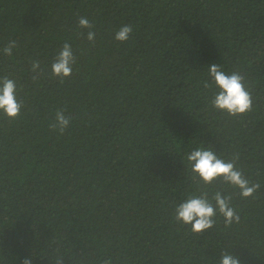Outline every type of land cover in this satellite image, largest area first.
Segmentation results:
<instances>
[{
  "label": "trees",
  "instance_id": "16d2710c",
  "mask_svg": "<svg viewBox=\"0 0 264 264\" xmlns=\"http://www.w3.org/2000/svg\"><path fill=\"white\" fill-rule=\"evenodd\" d=\"M80 17L95 25L94 44ZM123 25L133 27L126 42L115 39ZM65 42L77 62L60 83L51 64ZM214 63L245 77L250 112L212 106ZM4 76L24 107L14 121L0 113V264H53L54 254L64 264H220L225 252L264 264V0H0ZM58 109L71 117L63 135L49 127ZM197 148L238 154L236 168L260 184L248 198L209 185L240 220L226 226L217 213L203 235L175 219L203 189L186 159Z\"/></svg>",
  "mask_w": 264,
  "mask_h": 264
},
{
  "label": "clouds",
  "instance_id": "9594fccd",
  "mask_svg": "<svg viewBox=\"0 0 264 264\" xmlns=\"http://www.w3.org/2000/svg\"><path fill=\"white\" fill-rule=\"evenodd\" d=\"M80 29H88V41L95 42L96 33L92 30L95 25L86 17H80L78 20ZM133 32L132 25H123L115 35V39L120 42L129 40ZM83 35V33H80ZM16 42L10 41L3 49L5 55L11 56ZM77 62V57L73 54L71 44L65 42L62 48L53 59L51 64V75L58 79L60 83L71 77L73 66ZM209 75L218 89L214 95L211 104L220 111L227 113L230 117L242 116L252 110L253 99L245 86V77L239 72L226 74L221 66L214 63L208 67ZM32 79L36 81L43 74L39 60H33L31 63ZM205 88L212 85L208 82L204 84ZM24 107L23 101L17 98V83L9 76L0 78V113H3L10 121L18 119ZM71 117L65 115V110L58 109L55 113L54 121L49 127L63 135L69 128ZM186 159L191 166L193 179H197L198 184L203 185L199 195H190L184 202L175 208V219L178 223L190 225L191 231L203 235L204 232L213 228L217 213L224 217L225 225L231 226L232 223L239 222L240 217L235 209L230 206L232 197L225 196L221 191H216L209 195L207 187L216 181H222L232 187L240 190V195L244 198L252 197L260 188L259 183H250L243 175L242 171L236 168V161L239 155L236 154L231 161H225L220 158L210 148H197L186 155ZM58 252V250H57ZM53 264H64V256L54 254L51 258ZM22 264H33L31 256L25 257ZM103 264H112L111 258L103 261ZM220 264H241L239 256L231 252L222 253Z\"/></svg>",
  "mask_w": 264,
  "mask_h": 264
}]
</instances>
